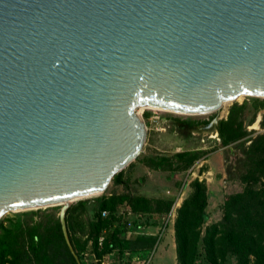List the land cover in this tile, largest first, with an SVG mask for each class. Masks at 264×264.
Listing matches in <instances>:
<instances>
[{
    "label": "water",
    "instance_id": "obj_1",
    "mask_svg": "<svg viewBox=\"0 0 264 264\" xmlns=\"http://www.w3.org/2000/svg\"><path fill=\"white\" fill-rule=\"evenodd\" d=\"M264 98V0H0V221L103 192L139 153L137 109Z\"/></svg>",
    "mask_w": 264,
    "mask_h": 264
},
{
    "label": "rangeland",
    "instance_id": "obj_2",
    "mask_svg": "<svg viewBox=\"0 0 264 264\" xmlns=\"http://www.w3.org/2000/svg\"><path fill=\"white\" fill-rule=\"evenodd\" d=\"M137 112L146 136L137 156L122 170L126 186L111 180L103 192L82 199L92 224L101 220L102 233L121 224L126 238L138 245H152L122 253L115 248L102 254V245L98 244L96 264H181L177 258L176 219L196 179L206 189L207 219L196 227L200 237L195 264H208L201 237L207 226L223 217L226 197L243 192L245 175L258 174L264 182V98L244 96L204 114L141 107ZM182 152L186 154L177 155ZM111 193L126 200L114 204L108 199ZM60 206L8 212L0 221V234L34 221L43 232L56 222ZM94 234L93 230L89 246ZM89 250L95 254L94 249ZM225 264L237 261L228 254Z\"/></svg>",
    "mask_w": 264,
    "mask_h": 264
},
{
    "label": "trees",
    "instance_id": "obj_3",
    "mask_svg": "<svg viewBox=\"0 0 264 264\" xmlns=\"http://www.w3.org/2000/svg\"><path fill=\"white\" fill-rule=\"evenodd\" d=\"M243 179L246 181L243 192L226 197L223 217L207 226L201 237L208 264H225L228 254L235 257L237 264H264V182L258 174L245 175ZM112 182L126 186L122 170L115 174ZM192 187L194 190L184 199L176 219L177 258L181 264L196 263V244L200 237L196 227L207 219L206 189L197 179ZM110 197L108 199L114 204L119 199L126 200L118 199L113 193ZM102 207L105 208L104 205ZM65 220L78 260L66 244L58 216L53 226L43 232L39 231L34 221L30 224L20 223L15 230L8 228L4 234H0V264H83L81 252L86 248L94 249V255L99 258L97 248L101 235L103 240L99 249L102 254L115 248L122 253L127 249L144 250L152 245L151 242L138 245L134 243L135 240L126 238L125 227L121 224L113 225L110 231L102 233L101 220L92 224L87 217L85 199H79L68 207ZM93 230L95 234L89 246Z\"/></svg>",
    "mask_w": 264,
    "mask_h": 264
},
{
    "label": "crops",
    "instance_id": "obj_4",
    "mask_svg": "<svg viewBox=\"0 0 264 264\" xmlns=\"http://www.w3.org/2000/svg\"><path fill=\"white\" fill-rule=\"evenodd\" d=\"M81 259H82L83 264H96L98 262V260H99V259L96 258L94 253L91 252L89 249L83 250L81 252Z\"/></svg>",
    "mask_w": 264,
    "mask_h": 264
},
{
    "label": "bare ground",
    "instance_id": "obj_5",
    "mask_svg": "<svg viewBox=\"0 0 264 264\" xmlns=\"http://www.w3.org/2000/svg\"><path fill=\"white\" fill-rule=\"evenodd\" d=\"M245 95H240L237 99H241L243 98ZM236 99V100H237ZM227 103H230V102H223L221 106H223L224 104H227ZM141 108H153V107H141ZM154 109H158V108H154ZM162 110V109H161ZM165 111H169V110H165ZM173 112V111H172ZM178 113V112H177ZM183 114V113H182ZM259 122V121H258ZM259 124V123H258ZM255 126H257V124L255 123ZM254 126V127H255Z\"/></svg>",
    "mask_w": 264,
    "mask_h": 264
},
{
    "label": "built area",
    "instance_id": "obj_6",
    "mask_svg": "<svg viewBox=\"0 0 264 264\" xmlns=\"http://www.w3.org/2000/svg\"><path fill=\"white\" fill-rule=\"evenodd\" d=\"M105 213H106L105 211L102 212L103 215H105ZM102 240H103V237H102V236L99 237V239H98V243L101 244Z\"/></svg>",
    "mask_w": 264,
    "mask_h": 264
}]
</instances>
